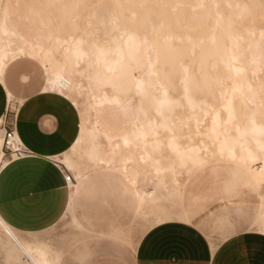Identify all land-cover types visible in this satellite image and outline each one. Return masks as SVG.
Here are the masks:
<instances>
[{
	"label": "rangeland",
	"instance_id": "obj_1",
	"mask_svg": "<svg viewBox=\"0 0 264 264\" xmlns=\"http://www.w3.org/2000/svg\"><path fill=\"white\" fill-rule=\"evenodd\" d=\"M227 1L229 2L228 5L225 0H217V4L215 6L212 5L213 8L209 12L210 24L216 17V10L227 14L234 10L236 4L244 3L248 9L244 11L243 19L230 27L232 32L239 31L243 33L246 28H254V37H256L258 28L264 30V12H262L264 11V0ZM114 3V0H0V15L2 16L6 10L8 15L6 16L5 25L14 33L11 37L13 47L22 42L23 39L31 42H43L48 47L55 42L54 36H57L58 40H63L69 35L87 37L88 39L91 37L86 36V31L90 29L93 30V35L99 41L98 44H108L113 34V32L109 31L112 24L108 21L100 22V20L106 19L108 12L118 10ZM174 8L172 7L171 9H179L178 6ZM157 9L153 8V10ZM94 14L97 16H94ZM125 26H132V24L127 22ZM224 29L225 26L220 21L216 28L208 26L207 33L220 35L221 38L219 40L222 42L224 40ZM0 34L7 36L1 32ZM259 40L262 44L260 49L264 54V40ZM206 43L209 42L206 41ZM254 49L256 48H252V50ZM32 58L38 60V58ZM54 58H61L60 51L54 53ZM216 60L217 55L214 54L209 56L206 62L207 86L203 93V98L209 104L207 106L208 114L205 115L204 110L203 113H201L202 111L197 113L199 118L203 115V120L201 122L197 121L194 125L190 118L194 110H190L187 107H175L169 112L167 111V113H173L176 119L179 116L183 120L189 119V121L185 120L186 124H184L183 121H176L173 117L175 125L179 123L175 128L173 127L174 131L161 130L158 137L147 140L159 143L161 154L164 156L162 164L167 167V171L165 169V172H157V174L152 165H149L150 162L141 161L142 158H138L143 151L142 147L137 148L132 145H130L132 147H129L121 142L120 136L124 133L130 134L134 128L136 115L142 118H159L153 109L154 107L146 105L141 108L138 107L141 101L137 93L132 92L126 108L105 107V109H98L91 105L93 99L87 93L88 90L85 89L87 84L83 78L80 79V83L85 87L86 93L73 95L77 103L62 94H56L53 90L46 91V93L58 100L59 106L66 112L68 123L75 129L73 148H70L64 154L61 162L74 178L71 182L68 181V185L70 193L75 192L76 196L73 203L69 202V207L71 206V208L64 221L51 236L47 234L31 238L19 236L21 240L46 249L50 257L57 258L55 259V264H82L84 261L96 262L103 260L105 255L115 257L114 260L116 261L113 260V263L120 260L132 264L134 245L139 235L147 227L156 221L162 220L168 214L170 215L167 217L174 216L187 219L183 210V204H185L183 195L189 190L199 187L203 188V167L209 171L218 169L233 176L234 183L247 184L246 171H244L245 164L237 157H231L225 152H219L218 139L210 129L220 131L226 128L230 134L235 135V125L238 124L241 127L245 122L247 113L257 112L258 122L264 123V108L233 107V121L224 123L227 110L222 105L225 102V97L228 95L232 82L231 79L222 77L225 73L224 68L222 65H218ZM136 69L139 70L137 71ZM131 71L135 77L143 74L141 67L132 66ZM246 76L250 79L254 88L258 89L259 93L264 96V87L260 88L258 85L264 82V65L256 72L251 71L250 68L247 69ZM218 77L220 78L219 81L217 80ZM223 90H227V92L221 97L220 91L222 92ZM214 114L219 116V121L216 124L212 121ZM173 115L171 114L170 117ZM82 118L84 126L83 138L75 144V140L80 135ZM170 136L172 138L175 137L185 146L199 145L202 148L200 154L205 158L203 164L192 170L190 174H187L183 167L175 163L174 152L172 153L166 147V142ZM142 144H145V142ZM91 145H94L95 149L106 157L111 156V151L114 154L118 150V153L114 154V157L112 154V159L110 157L109 159L107 158L111 162L96 164L86 155ZM128 151L131 154L133 153L132 156L130 152L127 153ZM126 155L128 157L127 163L121 162L125 161V159L120 161L121 157ZM66 161L73 164L80 163L87 175V186L79 193L76 192L73 185L76 183L77 171L74 167L68 168ZM258 161L250 163L253 169L252 182L255 183L257 188L264 189V174H261L258 169L262 163ZM171 162L173 167L171 165L170 168L173 169L169 171L168 166ZM122 166L123 169L126 168L125 171L127 172L123 171ZM118 167L121 169H118ZM123 173L126 175H123ZM126 177H129L131 183L135 186L131 185L129 178L126 179ZM136 191L144 193L153 191L157 194L153 195L154 201L145 200L141 202L135 198ZM258 194H261L263 199L264 193L259 192ZM146 195L145 197L149 199ZM157 196L159 197L156 198ZM142 204L144 205L143 207H141ZM6 242L16 248L14 242L11 241L0 226V264H32L25 255L17 250L13 251Z\"/></svg>",
	"mask_w": 264,
	"mask_h": 264
},
{
	"label": "bare ground",
	"instance_id": "obj_2",
	"mask_svg": "<svg viewBox=\"0 0 264 264\" xmlns=\"http://www.w3.org/2000/svg\"><path fill=\"white\" fill-rule=\"evenodd\" d=\"M225 1L228 5L229 2ZM114 2V6L118 10L108 12L107 18L100 20V22L108 21L112 24L109 31L113 34L108 44H98L99 41L93 35V30L90 29L86 31V36L91 37L88 39L87 37L69 35L63 40H58L57 36H54L55 42L49 47L43 42H31L23 39L13 47L11 37L14 33L5 25L8 15L5 10L4 14L0 15V32L7 35L0 34V77L4 67L12 59L18 56H29L38 58L44 66L47 73L45 92L53 90L56 94L68 97L74 103L77 101L73 95L85 92V87L80 83L82 78L86 80L87 88L85 89L93 99L92 107L98 109H105V107L126 108L132 92L137 93L141 101L138 107L141 108L145 105L154 107L159 118H142L136 115L134 128L130 134L124 133L120 136L121 142L129 147H142L143 151L138 158H142L141 161L150 162L149 165H152L156 174L165 172L167 167L162 164L164 156L161 154L160 144L147 140L158 137L161 130L174 131L173 127L179 125V123L175 125V120L183 121L186 124V119L183 120L179 116L176 119L173 113H171L173 116L170 117L171 114L167 111L169 112L175 107H187L194 110L190 117L194 125L197 121L203 120V115L200 118L197 116L199 111L203 113L204 110V114H208L207 106L209 104L203 98V93L207 86L206 62L209 56L217 55L216 63L222 65L225 72L222 77L231 79L232 82L222 105L227 110L224 123L233 121V107L264 108V96L254 88L246 76L247 69L250 68L251 71L256 72L264 65V54L260 49L262 44L259 40H264V30L258 28L256 37H254V28H246L243 33L232 32L230 28L234 23L243 19L244 11L248 9L244 3L236 4L234 10L227 14L216 10V17L210 24L209 12L213 8L212 5L217 4V0H114ZM176 6L179 9L174 10ZM154 7L158 9L153 10ZM172 7L174 9H171ZM94 16L97 15L94 14ZM220 21L225 26L222 42L219 40L220 35L207 33L208 26L216 28ZM127 22L132 26H125ZM252 48L256 49L252 50ZM57 51L61 53L60 59L54 58V53ZM132 66L141 67L143 74L135 77L131 71ZM219 79L218 77L217 80L219 81ZM258 85L260 88L264 87V82ZM225 92L227 90L220 91V96L223 97ZM9 98H11L10 95ZM97 108L95 109L98 110ZM257 118V112L247 113L244 124L241 127L238 124L235 125V135L230 134L226 128L220 131L210 130L218 139L219 152L237 157L245 164V169L252 174L253 169L250 163L259 160L262 164L258 169L261 174H264V123L258 122ZM81 120L80 135L75 140V144L83 138V118ZM212 121L215 124L219 121L218 114H214ZM143 142L145 144H142ZM166 147L172 153L174 152L175 163L183 167L187 174L202 165L205 160L204 156L200 154L202 148L199 145L185 146L175 137L170 136ZM111 152L113 154V151ZM117 153L118 150L114 154ZM112 154L109 156L110 159H112ZM86 155L96 164L111 162L108 160L109 157L101 154L94 145H91ZM121 158L120 161L125 159L121 162L127 163V155ZM5 162L6 160L1 163L0 158V167ZM172 162L168 166L169 171L173 169L170 168L171 165L173 167L174 162ZM66 165L68 168L74 167L77 171L76 183L73 185L76 192L79 193L87 186V175L84 168L80 163L73 164L66 161ZM254 175L256 176V174ZM128 180L132 185L130 178ZM154 194L157 193L136 191L135 198L141 202L154 201ZM75 196L76 193L71 192L69 201L73 203ZM143 206L142 204L141 207ZM261 214L264 222V195ZM167 216L163 217L170 218ZM0 226L5 233L16 240L23 254L32 264H55L57 258L50 257L47 250L39 245L22 241L1 218Z\"/></svg>",
	"mask_w": 264,
	"mask_h": 264
},
{
	"label": "crops",
	"instance_id": "obj_3",
	"mask_svg": "<svg viewBox=\"0 0 264 264\" xmlns=\"http://www.w3.org/2000/svg\"><path fill=\"white\" fill-rule=\"evenodd\" d=\"M45 84L44 66L29 56L12 59L0 77V158L6 160L0 167V218L22 238L51 236L70 209L65 179L70 173L61 159L73 144L75 129ZM8 127L25 155L4 153L2 136ZM244 171L247 184L203 167V188L183 195L187 219L172 216L147 227L134 245L132 264H264L263 199L258 194L264 189ZM6 235L16 248L6 244L23 254ZM103 258L82 264H129L113 263L111 255Z\"/></svg>",
	"mask_w": 264,
	"mask_h": 264
},
{
	"label": "built area",
	"instance_id": "obj_4",
	"mask_svg": "<svg viewBox=\"0 0 264 264\" xmlns=\"http://www.w3.org/2000/svg\"><path fill=\"white\" fill-rule=\"evenodd\" d=\"M2 149L4 153L8 154L10 157H20L25 155L27 151L17 138L13 127H8L5 129L2 136ZM72 176L68 174L65 179L70 181Z\"/></svg>",
	"mask_w": 264,
	"mask_h": 264
}]
</instances>
